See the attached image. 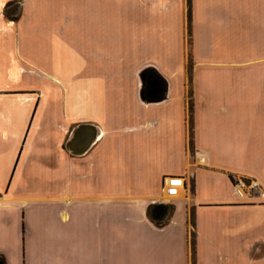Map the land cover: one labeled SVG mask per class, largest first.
Wrapping results in <instances>:
<instances>
[{
    "label": "crops",
    "instance_id": "crops-1",
    "mask_svg": "<svg viewBox=\"0 0 264 264\" xmlns=\"http://www.w3.org/2000/svg\"><path fill=\"white\" fill-rule=\"evenodd\" d=\"M0 264H264V0H0Z\"/></svg>",
    "mask_w": 264,
    "mask_h": 264
},
{
    "label": "built area",
    "instance_id": "built-area-1",
    "mask_svg": "<svg viewBox=\"0 0 264 264\" xmlns=\"http://www.w3.org/2000/svg\"><path fill=\"white\" fill-rule=\"evenodd\" d=\"M183 182L179 177H164L161 181V191L167 197H175L182 190ZM231 187L236 197L242 198L249 191L255 190L257 185L254 181H246L241 177H232Z\"/></svg>",
    "mask_w": 264,
    "mask_h": 264
},
{
    "label": "trees",
    "instance_id": "trees-1",
    "mask_svg": "<svg viewBox=\"0 0 264 264\" xmlns=\"http://www.w3.org/2000/svg\"><path fill=\"white\" fill-rule=\"evenodd\" d=\"M188 15V13H187ZM188 20V16H187ZM172 212V207L169 205L164 206H148L146 208L145 214L146 217L149 219L150 222H152L155 226H162L165 224L166 220L170 216Z\"/></svg>",
    "mask_w": 264,
    "mask_h": 264
},
{
    "label": "water",
    "instance_id": "water-1",
    "mask_svg": "<svg viewBox=\"0 0 264 264\" xmlns=\"http://www.w3.org/2000/svg\"><path fill=\"white\" fill-rule=\"evenodd\" d=\"M83 130H84L83 128H79L75 131L72 142L70 143V146H68L70 147V149H72L71 146L74 145L75 151L70 150L73 153H81L82 151H84V149L86 148V146L88 145V143L92 138L91 135L90 136L82 135L81 133ZM76 141H78L77 144Z\"/></svg>",
    "mask_w": 264,
    "mask_h": 264
}]
</instances>
